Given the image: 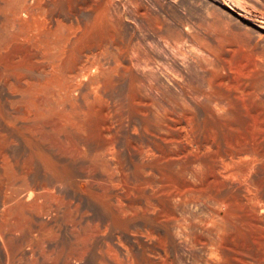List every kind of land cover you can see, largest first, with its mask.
I'll return each instance as SVG.
<instances>
[{"label": "bare ground", "instance_id": "obj_1", "mask_svg": "<svg viewBox=\"0 0 264 264\" xmlns=\"http://www.w3.org/2000/svg\"><path fill=\"white\" fill-rule=\"evenodd\" d=\"M55 1L0 0L3 264H10L18 253L26 254V245L32 242L26 240L32 239L33 231L56 218L65 177L73 174L68 166L49 171L41 162L45 182L28 176V139L33 142L30 149H38L36 130L49 118L67 128L65 135L73 143L68 157L88 153L84 159L97 175L83 170V177L73 178L72 184L79 187L80 201L110 207L109 222L122 225L119 240L137 233L151 238L157 226L158 236L163 233L173 247L184 246L193 254V264L262 260L264 138L260 144L252 139L235 141L230 132L219 129L217 134L191 125L186 106L171 100L165 61L158 67L160 84L154 92L152 46L135 40L133 31L126 38L121 31L124 11L118 4L130 11L146 35L162 31L154 46L167 56L168 22L163 17L156 22L142 1L67 0L66 9L54 12ZM207 70L211 83L216 71ZM220 71L229 78L226 67ZM240 75L251 81L263 77L259 68ZM118 83L123 90L116 99ZM196 91L204 96L197 107L218 120L224 107L214 91L207 94L200 85ZM137 188H142L141 195H135ZM147 219L159 224L148 222L151 228L146 227ZM134 220L143 229H127ZM25 226L26 232L19 233ZM232 232L248 242L229 243ZM101 242L107 257L118 263L119 251L138 241H114L115 246ZM7 245L12 247L10 255ZM142 247L160 249L152 241H144ZM26 258L17 264L32 263V256ZM39 264H55V259L44 258Z\"/></svg>", "mask_w": 264, "mask_h": 264}, {"label": "rangeland", "instance_id": "obj_2", "mask_svg": "<svg viewBox=\"0 0 264 264\" xmlns=\"http://www.w3.org/2000/svg\"><path fill=\"white\" fill-rule=\"evenodd\" d=\"M128 1L134 3L135 0ZM139 1L156 15V22L161 17L168 22L165 33L170 41V48L165 57L154 46L160 42L162 31L148 32L146 35L147 30L129 14L130 11L118 4L120 11H124L121 30L123 36L126 38L129 31H133L135 40L143 39L144 45L152 46L155 73L151 80L156 84L154 92L158 91L160 84L161 70L158 67L165 61L169 69L171 100L186 106L191 125L217 131V134L221 129L230 132L235 141L252 139L260 144L259 139L264 138V0ZM66 2L67 0H56L53 4L54 12L66 9ZM223 66L227 68L229 78H224L221 74ZM209 68L216 71L211 83L206 79ZM256 68L262 72L261 81H251L240 75L245 74V71L254 72ZM196 85L203 86L207 94L214 95V91L218 104L223 105L218 120L209 118L197 107L196 102L203 104L199 100L204 101V96L196 91ZM122 90L118 83L113 97H122ZM66 131L67 128L49 118L48 123H41L36 130V137L41 142L39 148L31 150L33 142L28 139L25 157L31 180L45 182L47 177L40 172L41 162L49 171L59 165L68 166L73 174L65 177L66 184L59 193L61 199L56 209V218L34 230L32 239L26 240L32 241L26 245V254L18 253L10 264L24 263L28 261L26 256H32V263L29 264H39L44 258L55 259V264H193L191 260L196 261L193 254L184 246L173 247L170 238L163 233L158 236L160 229L157 226H154L151 238L137 233L119 240L117 236L123 230L122 225L109 222L112 214L110 207L78 199L79 187L72 184V179L82 178L83 170L94 172L95 175L97 173L94 165L84 159L87 152L76 157L67 156L73 143L65 135ZM142 191V188H137L135 195H141ZM148 222L159 224L147 219L145 226L150 228ZM141 224L139 220H134L128 224L127 229H143ZM26 230L27 226L19 233ZM231 238L229 243L237 245L248 242L244 236L233 232ZM101 241L110 242L114 246V241L138 242L119 251L121 259L116 263L107 257L106 244ZM144 241H152L160 249L154 247L153 250H143ZM7 251L9 255L12 254L10 245H7ZM157 251L161 253L160 257L157 256ZM195 255L198 258L199 252H195ZM0 264H3L1 257ZM256 264H264V258Z\"/></svg>", "mask_w": 264, "mask_h": 264}]
</instances>
